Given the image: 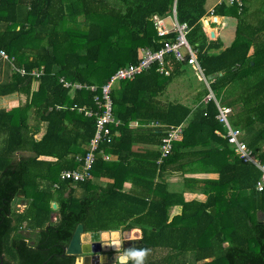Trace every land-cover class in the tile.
<instances>
[{
    "label": "trees",
    "instance_id": "1",
    "mask_svg": "<svg viewBox=\"0 0 264 264\" xmlns=\"http://www.w3.org/2000/svg\"><path fill=\"white\" fill-rule=\"evenodd\" d=\"M213 1L0 0V51L7 57L0 53V60L13 69L9 80L0 81V97H24L0 107L3 264H75L76 256L66 255L65 247L78 223L85 232L123 229L132 238L138 232L132 228H138L141 236L123 248L124 264H141L140 253L153 250L163 252L162 260L148 264H264V190L256 189L260 171L215 133L225 132L216 103L198 101L208 88L202 86L191 105L158 100L174 74L190 66L183 62L168 58V76L155 64L115 84L112 113L121 122L109 125L90 177L60 179L62 170L81 168L75 155H85L95 133V116L78 108L99 112L94 96L114 72L136 64L140 48L161 46L151 17L167 16L174 4L205 77L212 78L214 97L231 108L232 126L243 131L242 140L264 162V0L212 8ZM211 8L213 16L237 18L233 42L217 55L207 52L220 48V40L210 38L201 21ZM77 82L97 89L74 90ZM182 123L162 157V139ZM135 144L150 147L136 151ZM103 153L116 159H104ZM200 173L218 175H186ZM169 175L179 180L171 183ZM126 179L130 191L122 189ZM188 191L206 198L187 201L183 193ZM19 203L25 205L21 211L15 208ZM175 205L181 210L171 216Z\"/></svg>",
    "mask_w": 264,
    "mask_h": 264
},
{
    "label": "built area",
    "instance_id": "2",
    "mask_svg": "<svg viewBox=\"0 0 264 264\" xmlns=\"http://www.w3.org/2000/svg\"><path fill=\"white\" fill-rule=\"evenodd\" d=\"M229 4L236 3L239 7L242 2L240 0H227ZM175 15V8L173 12ZM213 9L209 10V13L203 16L212 17ZM169 17H162L158 14H153L151 21L156 31L158 42L161 46L157 49L152 48H140L138 51V60L136 64L130 63L126 66L117 69L110 77L107 83L101 86L99 95L94 96V101L99 112H95L91 108L80 107L79 111H83L86 116H95V133L86 147V153L84 156L76 155L75 159L82 163V172H78L75 169H64L60 172L61 180H71L73 182L84 181L90 177L91 167L96 159V150L98 145L103 139L109 135V125L117 126L120 121L117 120L112 113V100L111 89L120 81L133 79L134 76L147 71L151 66L156 64L159 74L168 76L170 70L166 67L167 59L172 58L176 61L183 62L186 65H190L195 71L199 73L201 81L205 82L208 86V78L205 77L203 69L200 67L196 59V49L193 48L186 39V33L188 27L185 23H179L177 19L171 20L169 23ZM203 23V20H202ZM206 30V26H205ZM5 59H7L4 51H0ZM210 82L212 80H209ZM68 85L67 83L65 84ZM73 89L86 88L90 91L97 89L96 85H82L80 83H74ZM213 100L217 106L216 119L224 127V136L227 142L232 147L236 155L243 159V161L251 162L260 171V177L256 182V189L258 191L264 190V162L258 159L252 150L242 140V131L231 125L230 116L232 110L230 107L223 106L214 97L213 92L208 89L207 94L203 97L202 102ZM182 128L180 126L170 127L167 135L162 139L161 155L166 156L171 150V141L180 134ZM103 158L107 159V156L103 155ZM56 186V185H55Z\"/></svg>",
    "mask_w": 264,
    "mask_h": 264
},
{
    "label": "crops",
    "instance_id": "3",
    "mask_svg": "<svg viewBox=\"0 0 264 264\" xmlns=\"http://www.w3.org/2000/svg\"><path fill=\"white\" fill-rule=\"evenodd\" d=\"M218 3L219 4L224 3L226 5L229 4L227 2V0H215V3H214V1H213V3L211 2V7L213 8L214 5H216ZM173 8H175V4L173 5L171 11L167 14V16L160 15V14H158V15H160L162 17H164V16L165 17H169L170 18L169 19V23H170L171 20L177 19L176 9H175V15L172 13L173 12ZM155 14H157V13H155ZM216 17H217L216 21H214L213 16L211 18L210 17H206V18H203L202 17L201 18V21L203 20L202 25H203L204 31L207 34L208 33L210 34L211 32H214V38L218 37L219 40H220V43L222 45L220 48L208 50V52H207L208 55H217V54H219L225 47L231 45V43L233 42V40L235 38V32H236V26H237V18L234 17V16H229V15H221V16H216ZM205 26H206V30H205ZM210 38H211V36H210ZM7 64H9L8 61L5 62L3 60L2 61L0 60V81L1 82H4L6 80H9V76L11 75V70L9 69V65H7ZM166 67L168 68V70H171L170 69V66L167 65V63H166ZM191 69L195 72V74L197 76L196 79L199 81V84L198 85H193V83L190 82L188 76L186 75L185 70L182 69V71L180 72V74H174V77L172 78V80L166 85L165 90L162 93L159 94L158 100L160 101L161 104H163L165 102L172 101V102H181V103H183L185 105H187V104L188 105L189 104L191 105V104H193L196 101V99H195L196 94L202 88V86L210 89V81L209 80H211L212 78L211 79H207L208 82H209L208 83V86H207V84L205 82H202L201 81V77L199 76V73L197 71H195L193 68H191ZM172 71H173V69H172ZM185 79L188 80V84H187V82H186ZM174 80H176V81L173 83ZM77 83H79V82H77ZM13 96H15V95H13ZM204 96L205 95H203L201 98H199L198 101L201 100V102H202V99H203ZM0 99H1V97H0ZM1 104H2V101H1ZM7 105H8V100L5 99V100H3V104L0 107H6ZM14 105H16V103H14L11 106H14ZM221 105H223V104H221ZM223 106H226V105H223ZM91 109H93V108H91ZM116 119L119 120V118H116ZM230 123H231V121H230ZM131 124L134 125L133 123H131ZM180 125L184 126L185 123H182ZM237 128H239V127H237ZM43 132H44V129L42 128L41 131L38 134L34 135V137L36 139H38L39 137H41V135L43 134ZM215 133L218 134V135H222V137L225 138L224 133L221 134V132L219 130H215ZM242 135H243V131H242ZM87 145L84 146L85 149H86ZM143 147H150V146L144 145V144H135L132 148L134 150H136V151H142L144 149ZM24 154H29V152H25ZM103 155L107 156V158H108L107 160H109V157L112 160H115L116 159V156H114L113 154H110V153H108V154L103 153ZM70 169H75L78 172H82L83 171L82 165H81V168L79 166L78 168H70ZM186 175L187 176H199V177L216 178L218 174L217 173H200V174H186ZM168 179H169V181L171 183H173V182L176 183L179 180L178 177L175 176V175H171V176L169 175V178ZM100 180L101 181H109V182L112 181L111 179H108V178H100ZM170 188L171 189H173V188L175 189V184H171L170 185ZM122 189H123V191H130L132 189V183H131L130 179H126V181L123 182ZM80 192H81V190H78L76 192V195L77 196L80 195ZM183 194H184L183 195L184 196V199L187 200V201L188 200H191V199H193L195 197L198 198V199H200V200H204L206 198L205 195L197 194V193H191L189 191L188 192H184ZM23 206H25V205H23ZM21 210H23V208L20 209L19 211H21ZM180 210H181L180 205L173 206L171 208V216L174 215V214L179 213ZM51 217H55V216L52 215ZM132 229H137L138 230L137 236L134 237L133 239L130 238V237H127L126 234L129 232L128 230H121L120 229V230L101 231V234L103 232H117L118 233V241H119L120 246H121L123 240L125 241V239H127L128 241H135V240H137L141 236V232H140V230L138 228H132ZM122 232H124V233H122ZM121 233H122V235H121ZM102 240H104V239L101 238V241Z\"/></svg>",
    "mask_w": 264,
    "mask_h": 264
},
{
    "label": "water",
    "instance_id": "4",
    "mask_svg": "<svg viewBox=\"0 0 264 264\" xmlns=\"http://www.w3.org/2000/svg\"><path fill=\"white\" fill-rule=\"evenodd\" d=\"M214 21H216L217 17H213ZM211 37H214V32L210 33ZM14 200L12 201V203ZM53 208H56V204H52ZM83 235H88L89 237V242H84L82 239ZM128 241V240H127ZM131 241H123L122 242V248H126L127 246L129 247ZM118 246L120 247V243L118 241ZM118 247V248H119ZM115 250L112 247V243L110 240L104 239L101 241V232L100 231H93V232H85L84 231V226L82 223H78L73 231V234L65 247V254L66 255H72L76 257H81L83 255L82 259H80V262L82 264H97V260H105L106 255H98L100 254L101 251H111ZM88 253L87 255H85ZM115 256L112 255L109 260L113 261V258ZM114 263V262H111ZM0 264H3L2 259L0 260ZM118 264H122L121 262Z\"/></svg>",
    "mask_w": 264,
    "mask_h": 264
},
{
    "label": "rangeland",
    "instance_id": "5",
    "mask_svg": "<svg viewBox=\"0 0 264 264\" xmlns=\"http://www.w3.org/2000/svg\"><path fill=\"white\" fill-rule=\"evenodd\" d=\"M7 65H9V69L12 71L13 69H12V66L10 65V64H7ZM184 69H185V72H186V75L188 76V78H189V80H190V82H192L193 83V85H198L199 84V81L196 79L197 78V76H196V74H195V72L190 68V66H184L183 67ZM186 80V79H185ZM176 80H174L173 81V83L175 82ZM186 82H187V84H188V80H186ZM172 83V84H173ZM23 98L24 97H22V96H18V95H15V96H8V97H4V98H2V99H0V106H2V104H3V100H5V99H7L8 100V105L6 106V107H9V106H11V105H13L14 103H18L20 100L22 101L23 100ZM1 101H2V104H1ZM57 107H59V106H57ZM31 119H30V123H31ZM18 202H20V201H18ZM24 204H21V203H19L18 205H15V208H17L18 210L19 209H22L24 206H23ZM19 206V207H18ZM171 212V211H170ZM260 217H262V214H260ZM55 219H56V216L55 217H52V220L53 221H55ZM118 230H120V229H118ZM121 230H123V229H121ZM25 233V232H24ZM122 233H124V232H122ZM122 233H121V235H122ZM31 234H32V232H31ZM137 236V235H136ZM135 235H133V238L134 237H136ZM132 238V239H133ZM82 239H83V241L84 242H87L88 240H89V237H88V235H83L82 236ZM124 241V240H123ZM125 241H127V239H125ZM89 242V241H88ZM128 242V241H127ZM88 253H86L85 255H87ZM106 255V259L105 260H101V259H98L97 261H101V262H103L104 264H118L119 262L118 261H121V263L122 264H124L126 261H127V259H128V255H127V253L123 250V248H122V245L118 248V249H116V250H111V251H106V252H104V251H101L100 252V254L98 255V257L100 256V255ZM112 255H114L115 257L113 258V261L112 260H109L110 259V257L112 256ZM121 255H123L124 256V259H122L121 258ZM163 255V252H161V251H154L153 250V252H151V253H146V255L145 256H143L142 257V259H141V264H148V262L149 261H157V262H161V258L163 257L162 256ZM82 257H83V255H81V257L79 256V257H76V262H78V263H81L80 262V259H82ZM120 258L122 259V260H120ZM191 260V259H190ZM189 260V261H190ZM111 262H114V263H111ZM82 264V263H81Z\"/></svg>",
    "mask_w": 264,
    "mask_h": 264
},
{
    "label": "bare ground",
    "instance_id": "6",
    "mask_svg": "<svg viewBox=\"0 0 264 264\" xmlns=\"http://www.w3.org/2000/svg\"><path fill=\"white\" fill-rule=\"evenodd\" d=\"M126 235H127V237L132 238V234L130 231ZM101 238L110 240L112 243L113 249H115V250L118 249L119 244H118V233L117 232H103L101 234ZM121 258L124 259V256L121 255ZM121 258H120V260H122Z\"/></svg>",
    "mask_w": 264,
    "mask_h": 264
},
{
    "label": "flooded vegetation",
    "instance_id": "7",
    "mask_svg": "<svg viewBox=\"0 0 264 264\" xmlns=\"http://www.w3.org/2000/svg\"><path fill=\"white\" fill-rule=\"evenodd\" d=\"M131 243H132V245H133V241H131ZM130 246H131V244H130ZM118 262L120 263V261H118ZM75 264H81V263H77V262H76V258H75ZM97 264H104V263L101 262V261H98Z\"/></svg>",
    "mask_w": 264,
    "mask_h": 264
},
{
    "label": "clouds",
    "instance_id": "8",
    "mask_svg": "<svg viewBox=\"0 0 264 264\" xmlns=\"http://www.w3.org/2000/svg\"><path fill=\"white\" fill-rule=\"evenodd\" d=\"M213 17H214V16H213ZM145 255H146V251H143V252L140 253V256H141V257H143V256H145Z\"/></svg>",
    "mask_w": 264,
    "mask_h": 264
}]
</instances>
